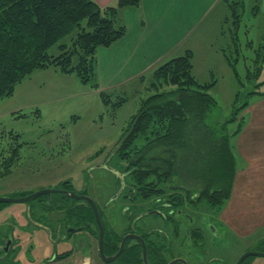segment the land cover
<instances>
[{"label":"rangeland","instance_id":"374dc122","mask_svg":"<svg viewBox=\"0 0 264 264\" xmlns=\"http://www.w3.org/2000/svg\"><path fill=\"white\" fill-rule=\"evenodd\" d=\"M232 1L244 3L238 33L239 57L236 64L238 77L232 72L231 75L217 72V77L213 80L218 79V85L209 93L216 104L204 120L207 126L217 128L219 132L222 130L228 135L235 133L240 119L238 117L241 116H244L241 131L243 130L246 121L249 120L246 111L253 100L258 102L260 112L257 116L264 128V84L256 88L257 84L264 83V59L260 76L247 80L249 71H254L257 53L260 51L261 54L264 46L263 0ZM74 35L75 32L71 33L60 43H69ZM233 49L232 45L229 48L230 53ZM48 54L57 56L59 54L57 45L49 49ZM195 54L201 60L198 65L205 64L204 60L207 59L213 63L212 50L207 45H200ZM151 74L152 72H149L142 82L115 92L108 104L101 99L99 94L101 90H94L81 84L74 74L64 75L49 68L36 69L25 77L14 87L10 96L0 101V196L36 193L47 190L46 188L55 190L71 183L76 191L87 189V195L100 206V214L111 229L118 234L122 229L124 231L122 211L131 204L123 195H128L131 191L123 189L127 179L125 180L120 173L125 162L120 159L117 152L124 130L137 112L140 98L152 93L145 90ZM238 80L245 86L240 87ZM168 90L169 87L162 89ZM238 90L259 91L261 96L250 98L248 107L239 112L236 120L228 121L232 117V102ZM104 92L113 93L109 90ZM118 96L128 98L127 102L113 109L112 104L118 100ZM263 133L261 131L255 134ZM14 135H18L19 138ZM236 139L231 137L229 142L236 169H240L238 174L236 172L237 178L233 182L231 193L233 197L230 196L221 211L215 213L204 200L197 203L196 210L187 211L194 218V223L190 226L185 221V227L195 228L207 241L205 246L203 244L204 247L196 250L198 256L195 254L196 258L192 257V252L195 251L184 243V240L182 241V236L179 239L183 245L179 244L177 247L180 250L184 247L188 249L184 253L177 252L171 227L164 228L170 236L171 247L173 246L171 255L174 257L179 254L188 264H235L246 252L264 250V169L257 168L248 174L242 173V170L252 168H245L246 161L236 145ZM184 176L189 177L185 172L182 174V177ZM186 186H193V182L186 183ZM119 191L122 193L120 196L117 194ZM116 194L118 196L113 198ZM136 203L143 214L152 210L150 201L137 199ZM6 205L15 224H12L7 214L8 218L5 215L6 220L3 224L5 228H11L10 233L18 241L17 251L15 246L16 253L12 257L16 255V260L20 264H50L53 259L60 260L72 250H80L84 246L85 241L79 242L77 237L65 240L51 239L45 229L29 222L25 216L26 207L32 206L34 209L32 216L34 214L38 222H41L40 217L43 214L37 208L39 205L43 206L42 202ZM227 209H229L227 218L234 219L227 221L228 225L220 216V213ZM230 210L234 211L235 215ZM47 216L48 219L61 217L54 214ZM146 223L161 227L159 219L150 216L143 220V224ZM2 228L0 219V229ZM211 228L216 232L214 233ZM78 235L84 239L88 237L90 264H103L97 254L95 232L94 235L86 232ZM195 235L201 237L198 233ZM76 256L71 262H75ZM165 256L168 258L167 254ZM63 258L65 260V256ZM242 264H264V257H248Z\"/></svg>","mask_w":264,"mask_h":264},{"label":"trees","instance_id":"16d2710c","mask_svg":"<svg viewBox=\"0 0 264 264\" xmlns=\"http://www.w3.org/2000/svg\"><path fill=\"white\" fill-rule=\"evenodd\" d=\"M139 4L140 0H119L114 7L101 8L93 0H0V101L10 96L14 87L36 69L52 68L64 75L74 74L81 84L99 90L95 73L97 49L109 47L125 35V27L118 18L119 11ZM229 10V33L234 49L225 54V58L238 77V29L243 2H232ZM73 32L75 35L69 43H60ZM55 45L59 54L51 56L48 51ZM263 59L264 46L261 54L258 51L254 71H249L247 80L260 76ZM151 72L145 90L152 93L140 98L137 112L124 130L117 152L125 162L120 174L127 179L126 191H131L129 194L135 196V200L143 201L165 193L167 198L180 201L178 204L204 200L214 213L221 211L231 196L237 172L229 142L243 127L244 116L238 117V114L248 107L250 98L261 96V93L244 90L235 93L232 117L228 121H235L237 117L241 120H238L235 133L228 135L204 123L216 104L209 94L214 82L200 84L195 79L190 51L163 62ZM262 84H257L256 88ZM239 86L245 85L239 81ZM164 87L169 90L162 91ZM99 94L108 104L115 92L100 91ZM117 98L112 104L113 109L128 99ZM14 137L19 138L18 135ZM184 172L189 177H182ZM188 182H193V186H186ZM69 187L70 184H66L65 188ZM177 190L185 194L175 193ZM72 203L67 213L71 215L73 210L77 221L90 219L94 222L92 209L87 204L83 211L77 202ZM62 208L57 206V209ZM53 209H56L55 205ZM101 223L105 254H113L118 250L121 237L102 216ZM95 234L97 236L98 232ZM153 242L151 247L146 245L149 264H167L166 256L160 261L151 260L159 245L156 239ZM205 242L203 235L196 236L198 247ZM125 251L134 264H142L138 244L126 245Z\"/></svg>","mask_w":264,"mask_h":264},{"label":"crops","instance_id":"0c3cea01","mask_svg":"<svg viewBox=\"0 0 264 264\" xmlns=\"http://www.w3.org/2000/svg\"><path fill=\"white\" fill-rule=\"evenodd\" d=\"M93 1L101 8H106L116 6L119 0ZM231 2L233 1L140 0L139 6L120 10L118 18L125 27V35L111 46L99 48L96 52L95 73L99 90L120 92L131 84L142 82L140 77L146 76L153 67L183 56L188 51L192 53V74L195 79L200 84L214 82L212 89L217 87L218 79L213 80L217 77V72L223 75L234 73L225 58L231 47L229 33ZM262 8L264 9V0ZM202 44L212 50L213 63L207 59L204 60L205 64L198 65L201 60L196 57L195 51ZM254 101L246 111L249 120L236 136V145L246 161L244 166L252 168L242 170L243 174L253 172L257 168L264 169V133L255 134L264 132V128L257 116L260 112L258 102ZM239 172L240 169H237V174ZM228 212L229 209L220 213L227 225V221H234L232 217L227 218ZM230 212L235 215L234 211ZM85 240L84 246L88 248L87 250L84 248L72 250L71 253L64 255L65 260L64 256L61 257V262L90 264L88 256L90 243L88 237H85ZM77 254L80 255L76 256ZM75 256L73 263L71 261Z\"/></svg>","mask_w":264,"mask_h":264},{"label":"flooded vegetation","instance_id":"af4514ba","mask_svg":"<svg viewBox=\"0 0 264 264\" xmlns=\"http://www.w3.org/2000/svg\"><path fill=\"white\" fill-rule=\"evenodd\" d=\"M69 185V184H68ZM126 185L123 186V189L126 190L125 188ZM47 190H52L51 188ZM175 193H179V194H185L184 191L182 190H177L175 191ZM32 193H28V194H17L14 196H10L12 198H21V197H25L28 196ZM69 194H74L75 196H88L87 195V189L84 188L80 191H76L73 188V185L70 183V187L69 188H65L64 185L60 186L58 189H55L54 193H51L50 195H40L38 197H36L35 199H32L30 201L32 202H36V201H40L43 203L42 205H39V207L37 208L39 212H42L43 216L40 217V221L36 219V216H32V212H33V207L32 206H27V213H26V217L29 220V222L37 227L43 228L45 229L48 234L49 237L51 239H69V238H75L77 237V239L79 240V242H83L86 240L82 237H79L80 233L82 232H86L89 233L90 235H94V232H98L97 237V244H96V249H97V254H98V240H99V229L97 227L95 218H94V222H90V219L87 221H77V218H75L76 214H73V210L71 211V215L69 213H67V210L72 207L73 203L72 201L77 202L76 205H81V207L84 209V206L86 207V204L90 207V205L84 201V200H79L76 199L74 197H71ZM122 193H120L121 195ZM131 194V193H130ZM130 194H124L123 198L126 199L127 202H129L131 205L128 207H124L123 211H122V216L124 218L125 221V230L120 232V234L116 233L114 230V232L116 234H118L121 238L120 241L118 243V250L115 251L113 254H105V245H104V230H103V242H102V248H103V252L106 256L110 257L115 255L117 252H119L120 249V245L121 242L123 240V238L126 236L128 237L124 243L123 246V250L121 251V253L116 257V259L109 263V264H134L133 260L129 257H126L127 254L125 251V246L126 245H131V243L133 245H139L141 247V259H142V264H144L143 262V257H142V245L141 243L138 241V239H141L144 246H145V250H146V245H150V247L152 246L151 243L153 244V240L156 239V241L158 242V250L156 251L157 253H153L151 255V260L153 261H160L161 259L164 258V256L167 254L168 255V263L174 259H183L185 261V259L183 257H181L179 254L175 255L173 257L172 254V247H171V240H170V236L169 234L165 231L164 228L166 227H171V232L173 233V237L175 238V240L173 241L175 243V247L176 249H178L177 246H179V244H181V242L184 240V243H187L188 245L191 246V249L194 250L195 252H192V257H195V254L198 256V252H196V250L201 247H198L197 243H196V229L190 226H193L194 223V218L191 217V215L187 212V211H193L196 210V208L198 207L197 203H191V202H181V204H178L180 201H175L173 199L167 198L164 195H161L159 197H157L156 199H151V200H145V201H150L151 206H152V210H149L147 213L143 214L141 211H139V207L137 206V204H134L136 202V197L135 196H130ZM119 195V196H120ZM0 197H8V196H0ZM89 197V196H88ZM135 200V201H134ZM29 201V202H30ZM83 201V202H82ZM28 203V202H27ZM9 203H4V204H0V219L3 225V228L0 229V264H20L17 260H16V255L15 257H12V255L16 252H14V248L16 246V251L18 248V241L14 239V237L12 236V234L10 233V229L11 228H5L4 227V220L5 219V215H9V219L12 222V224L14 222V219L10 218V213H8V208H6ZM96 204V203H95ZM56 206V209H53V206ZM35 207H37L36 205H33ZM57 206L59 207H63L62 209H57ZM97 209L99 212V209L97 204ZM65 207V208H64ZM69 207V208H68ZM36 209V208H35ZM91 209V207H90ZM82 210V209H81ZM101 211V209H100ZM140 212V213H138ZM45 213V214H44ZM76 213V212H75ZM47 214H54V216H61L58 218H53V219H48ZM149 214V215H148ZM6 215V217H7ZM36 215V214H35ZM152 217V218H156L159 219L160 223H161V227H155L152 226L151 223H146L143 224V220L145 219V217ZM8 218V217H7ZM39 218V217H37ZM41 218H44L42 220H44L42 222ZM99 218H100V222H101V216L99 214ZM185 221L190 225L189 227H185ZM102 226V223H101ZM183 226V228H182ZM94 228V230H93ZM103 228V226H102ZM182 236V241L179 239V237ZM80 238V239H79ZM148 242V243H146ZM176 242L178 244H176ZM84 243V242H83ZM207 241L205 242L204 245H206ZM15 244V245H14ZM183 245V244H181ZM87 250L88 248H86V246H82V249ZM188 249V247H184L183 249H178L177 252H186V250ZM204 250V249H202ZM208 250V248H207ZM259 253H264L263 251H258ZM99 256V254H98ZM191 257V256H190ZM100 258V257H99ZM146 258H147V250H146ZM16 260V261H15ZM62 258L59 259H53L50 264L53 263H61ZM102 262V261H101ZM103 263V262H102ZM147 263L148 262V258H147ZM105 264V263H103ZM177 264H181V263H177ZM188 264V263H187Z\"/></svg>","mask_w":264,"mask_h":264},{"label":"water","instance_id":"95a60500","mask_svg":"<svg viewBox=\"0 0 264 264\" xmlns=\"http://www.w3.org/2000/svg\"><path fill=\"white\" fill-rule=\"evenodd\" d=\"M107 167V166H106ZM109 168V167H108ZM110 170H112L111 168H109ZM113 171V170H112ZM121 191V190H120ZM120 191L117 193L118 195L120 194ZM55 190H41V191H37L36 193H32L28 196H25V197H21V198H12V197H0V204H4V203H26V202H29L30 200L32 199H35L36 197L40 196V195H43V194H46V195H50L51 193H54ZM115 195L113 198H116L118 195ZM71 197H74L76 199H79V200H84L86 201L91 209H92V212H93V215H94V218H95V221H96V224H97V227L99 229V240H98V254H99V257L101 259V261L105 264H109L111 262H113L116 257L121 253V251L123 250V246H124V243L126 241V239L128 237H124L122 242H121V245H120V249H119V252H117L115 255L113 256H106L103 252V248H102V242H103V228L101 226V222H100V218H99V212H98V209H97V206L95 204V202L88 196H75L74 194H69ZM212 231H214V233L216 232L213 228H211ZM138 241L141 243L142 245V257H143V262L144 264H148L147 263V258H146V250H145V246L142 242L141 239H138ZM248 257H264V253H259V252H246L244 254H242L239 259L237 260V262L235 264H242L243 261L245 259H247ZM177 263H181V264H187L183 259H174L172 261H170L169 263L167 264H177Z\"/></svg>","mask_w":264,"mask_h":264}]
</instances>
